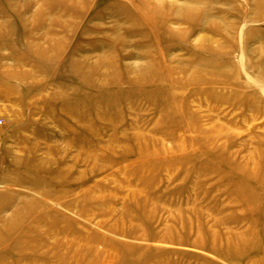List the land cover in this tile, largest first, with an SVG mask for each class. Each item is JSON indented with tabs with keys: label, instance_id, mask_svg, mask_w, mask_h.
Listing matches in <instances>:
<instances>
[{
	"label": "rangeland",
	"instance_id": "1",
	"mask_svg": "<svg viewBox=\"0 0 264 264\" xmlns=\"http://www.w3.org/2000/svg\"><path fill=\"white\" fill-rule=\"evenodd\" d=\"M0 264H264V0H0Z\"/></svg>",
	"mask_w": 264,
	"mask_h": 264
}]
</instances>
